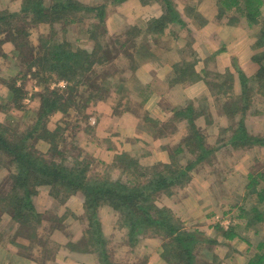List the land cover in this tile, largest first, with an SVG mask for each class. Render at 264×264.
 I'll list each match as a JSON object with an SVG mask.
<instances>
[{
  "label": "rangeland",
  "instance_id": "rangeland-1",
  "mask_svg": "<svg viewBox=\"0 0 264 264\" xmlns=\"http://www.w3.org/2000/svg\"><path fill=\"white\" fill-rule=\"evenodd\" d=\"M24 1L26 2L27 0ZM75 1L78 2L79 8L73 10L74 12L70 11L71 13L64 16V18L58 21H49V18L47 22L32 23V18L20 10L23 0H0V129L3 133L0 132L4 138L17 142L20 137H24L25 134L32 130L40 111L43 107H46L43 105L45 102L55 101L56 99L63 100L64 105L67 107V112L51 113L45 121V128L55 133L54 146L50 144L51 142L47 143V141L38 140V131L32 133L31 137L26 139V145L38 158L62 162L67 168L74 166L73 163L75 161L88 162L89 167L87 172L92 174L91 176H95L96 174L103 178L109 177L113 179L112 165L96 161L92 156L91 144L81 139L85 137L87 140H95L98 136H87L86 133L82 135L78 134L80 126L85 128V113H88L89 108L81 109L79 106L83 105V99L90 93L97 94L98 92V94L104 95V98H106L109 94L117 93V90H122L123 96L120 97L119 94L120 102L123 99L130 101L127 97V90L123 87L128 88L130 86L131 88H137L136 91H138L136 77L131 74V71L142 63L144 59L136 55L137 51L140 53L144 52L142 45L156 47L159 40L153 39L151 43L147 41L152 37L164 36L165 29L166 31L169 30V34L175 35L174 27L169 26L175 22L167 21L166 25L160 28V26L154 27L151 24V20H145L146 22L144 23V19L142 18L141 21L135 24L134 18L137 15L134 10L136 6H133L134 2L132 0L120 2H115V0ZM139 1L137 0V3ZM45 2L48 4L50 0H45ZM172 2L174 3V0ZM245 3V0H238L235 6V8L237 7V14L246 16L247 10L246 8L244 10ZM175 5L177 4L175 3L174 7ZM97 6L103 8V20L101 26L95 29V25H98L100 21V10L94 9ZM222 13L224 12L218 13L219 18L223 17ZM178 15L181 20V15ZM70 18L72 19L71 22L68 21ZM257 18L259 29L257 28L255 31L259 33L263 27V24H260V22H264V15L260 13ZM234 22L237 23L238 19L235 18ZM94 31H97V37L93 36ZM181 35L185 36L188 42L193 39V32L190 29L183 31ZM54 42H65L67 47L81 55L80 59H83L84 56L86 63L90 64L89 69L82 71L80 68H75L74 75L72 74V70L67 72L68 75L54 71L51 68V61L55 60V46H52ZM162 44L165 43L163 42ZM190 45L191 47L193 46L192 43ZM258 47L262 48L264 45ZM85 51L87 54L84 53ZM260 52L261 50L257 52V56L262 57L261 64L264 67V55ZM65 56L62 62L65 60L70 62L71 60L65 59ZM184 56L187 57L188 62L195 59L194 51H192L190 46L185 48ZM254 62L258 64L259 70L260 64L256 60ZM235 66H237L236 62ZM207 74L208 88L212 96L210 102L214 105L213 109L216 113H222L223 110H226V107L222 106L218 101L223 94L227 96L225 103L230 107V113L235 107L241 109L231 113L233 115L232 119L240 115L241 111L245 113L246 108L247 110L250 107L252 108V103H249L252 101L251 98L254 96L255 89L258 86L255 80L252 81L255 75L247 80L244 87L246 89L245 94L235 96L232 91L230 76H228L227 72L218 75L216 72L208 70ZM74 93L76 95H73ZM261 93L264 92L261 90ZM137 100L138 102L134 100V105H139L140 98L137 97ZM201 100L206 99L202 97L199 101ZM254 101L256 102L255 99ZM196 102L198 103V101ZM200 106V111L206 110L205 107ZM231 124L232 121L230 120L229 126ZM232 127H234V123ZM23 140L25 139L20 138V141ZM258 143H251L249 141V144L244 145L251 146ZM259 145L261 144L259 143ZM233 157L231 156L225 160L232 161L234 160ZM190 158L193 159V156H190L189 152L180 154L177 158L180 164L178 167H183ZM240 161L244 168V158L240 159ZM113 165L115 164L113 163ZM138 168L144 172H148L147 168L149 167L140 165ZM156 168L161 169L162 167L157 166ZM263 170L264 168L260 169L258 167L252 173H259ZM16 171V161L13 160L10 154L8 155L0 149V198L5 196L7 190L11 187L9 174L16 173ZM191 172L192 168L187 170L189 179L186 182L183 181L182 184L184 186L190 180ZM142 178L144 179V176ZM179 186L182 185H177L176 187ZM176 189L173 188V191ZM170 194L171 192L168 194L164 191H159L152 195L151 200L157 205L162 196ZM55 195L54 187L51 189L50 186L38 185L36 193L32 196L33 213L29 211L32 214V219L26 224L14 222L10 219L9 213L0 210V248H3V246L13 248L0 251V255L3 252L7 256L5 261L4 259H0V264H63L58 261L63 257L64 250L62 248L65 244L66 235L75 233L77 236H81L89 226L87 224L88 219L84 221L80 220V217L84 219L83 216L77 217L74 221L69 218L70 211L73 209L68 204V200L70 197L74 202L78 198L80 200V196H82L80 191L66 193V195L62 194L59 198L55 197ZM251 198L252 196L243 202L234 198L237 203L233 204L234 202L232 201L233 203H230L225 208L231 216H224L226 218L223 219L224 217L221 216L222 211H219L220 213L215 212L211 217L212 222H206L207 224L205 222L196 223L195 220L181 218L179 213L177 214L170 208L157 206L169 209L173 223L178 221V226L180 225L181 229L190 232L198 231L199 235L203 234L205 236V239L203 238L200 240V243L193 246L194 261L197 264H202V262L216 264L219 257L218 252L221 255L227 252V246L222 245L221 230L215 228V223H226L230 219L231 224H236L234 225V231L239 235V238H234L235 240L230 244L234 245L237 249L241 247L243 250V247H245L244 243H246L245 249L247 251H244L246 252L245 257L247 255L246 260L244 257L240 258V260L241 263L248 264L249 260L257 253L258 244L264 243L263 224H246V215V219L242 216L237 218V215L242 213L241 208H247L252 200H256V195L254 194L253 199ZM76 204L73 207H76ZM257 205L259 208L264 207V201ZM81 212L83 213V208ZM94 217L93 224L97 221L100 225L101 236H99V239H102V243H97V246L92 245V247H89V251L85 253L86 256L90 255L96 259L94 264H144L147 260L146 249H144L145 243L152 246H159L161 244L160 247L163 250V243L169 241V237L162 236V234L164 235V230L156 233L154 227L146 228L144 231L137 230L133 236H129L127 234L128 227L125 225V214L119 209H114L108 203H99ZM82 223L85 226L84 231L82 230V226H80ZM244 224L248 226H246L247 228H250L249 231L247 228H244ZM211 225L214 226L212 231L209 229ZM211 236L220 240V244H217L220 245V248L215 246L217 254L214 252V244L209 242L212 240ZM73 237L74 235H72ZM151 237H157L159 240L154 243L150 239ZM68 241H70L68 246L72 249L73 243L70 238ZM215 241L217 243V240ZM80 242L78 241V244ZM81 255L78 254V258L80 259V263H83ZM215 255H217L216 262L213 259ZM164 256L161 257L165 261H167V258L172 260L171 251H167ZM20 257H24V259ZM230 264L234 263L231 262Z\"/></svg>",
  "mask_w": 264,
  "mask_h": 264
},
{
  "label": "crops",
  "instance_id": "crops-1",
  "mask_svg": "<svg viewBox=\"0 0 264 264\" xmlns=\"http://www.w3.org/2000/svg\"><path fill=\"white\" fill-rule=\"evenodd\" d=\"M132 2H134L133 6H136L135 24L142 18L145 23V20L158 18L164 13L159 1L151 0L147 4L140 3V1L137 3V0H132ZM237 2L238 0H231L229 4H224L222 0H174V4H177L175 5L176 13L181 15V22L174 21L175 23L169 25L174 27L175 35L169 34V30L165 29L164 36L152 37L147 41L151 43L153 39H157L159 43L156 40V47L147 46V50H143L145 52L144 61L138 65L140 67L137 66L131 71V74L136 77L138 91H136L137 88L130 86L123 87L127 90V97L130 101L123 99L120 102V98L114 96L115 99H112L108 95L104 99L94 101L95 103L91 102L85 128L80 126L78 130V134L81 135L86 133L87 136H98L95 140H87L85 137L81 139L91 144L92 156L96 161L112 165L113 179H126L121 169L113 165L116 156L122 153L134 158L138 166L144 167L157 164L172 165L171 156L178 150L181 153L176 155L177 158L180 154L189 152L190 156H193V159L190 158L192 161L199 155L201 159L192 168L187 185L174 186L173 188L177 189L173 191L172 188L171 194L162 196L157 204L179 213L181 218L195 220L196 223L212 222V215L219 211H222L221 216H226L228 211L225 208L230 203H237L234 198L241 202L243 196L245 198L248 174L256 171L258 167L264 168V144L242 146L232 143V133L238 127L239 120H242L249 138H264V94L255 89V94L249 103H252V108L248 110L246 108L245 113L241 111L238 118L232 119L233 115L229 109L223 110L222 113L217 112L218 115L215 116L217 113L210 102L212 96L206 79L208 70L218 75L227 72L230 76V83H232L233 94L239 96L242 90L244 94L246 92L240 80L242 74L249 79L258 70V64L254 62L253 57L263 47L256 46L258 32L255 30L258 28L257 17L260 13L264 15V0L258 1L260 4L256 9L258 13L255 18L249 17L248 14L251 11L248 8L246 16L237 14V7L235 8ZM220 12H224L221 18L218 17ZM235 18L238 19L237 23L234 22ZM263 23L260 22V24ZM189 29L193 32V39L190 42L181 35L183 31ZM163 42L165 44H162ZM187 46L194 51L195 59L192 60L193 65L188 68L190 70L184 74L185 71L182 72L181 67L188 64L187 57L184 56ZM137 97L140 98V103L134 105V100L138 102ZM202 97L206 100L199 101ZM226 97L223 94L218 101L227 108ZM200 105L206 110L200 111ZM185 113L193 115L195 129L203 138L202 148L197 147L191 139L188 123V118L191 117ZM230 120L232 124L234 123V127L232 124L229 126ZM202 151H204L203 154ZM231 156H234V160H225ZM242 158H244V168L240 161ZM80 198L76 202L71 197L68 200V204L73 209L69 214L72 221L82 213L83 196ZM75 204L77 206L73 207ZM80 226L84 231V224ZM207 228L208 226L205 229ZM213 228V225L209 226L211 231ZM244 228H247L245 224ZM247 229L249 231L250 228ZM72 235H74L73 238ZM72 235H66L62 248L63 257L58 262L94 264L96 259L90 255L86 256L85 253H82L83 263H80L78 254L69 248L68 239L70 238L75 244L82 238L83 233L81 236L75 233ZM237 236L235 238L238 239L239 235ZM211 237L214 241L212 243L214 249L215 246L220 248V245H217L220 244V240L213 238L214 236ZM221 237L223 238L222 245L227 246V252L223 255L218 252V258L215 255L218 260L216 264H230L231 262L244 264L241 263L240 258L244 257L246 260L247 255L245 257L246 252H244L247 251L246 243H244L243 250L241 247L237 249L230 244L235 239H226L222 234ZM150 239L154 243L159 240L157 237ZM144 245H146L143 247L147 254L144 264H171L161 257V244L152 246L145 243ZM10 249L13 248L3 246L0 251ZM216 251L215 249L214 252L217 254ZM0 256V259L4 261L7 258L3 252Z\"/></svg>",
  "mask_w": 264,
  "mask_h": 264
},
{
  "label": "trees",
  "instance_id": "trees-1",
  "mask_svg": "<svg viewBox=\"0 0 264 264\" xmlns=\"http://www.w3.org/2000/svg\"><path fill=\"white\" fill-rule=\"evenodd\" d=\"M123 0H115V2H120ZM142 3H147L151 0H140ZM162 4L164 13L158 17L151 19V24L156 27H164L167 21L181 22L179 15L176 13L174 3L172 0H156ZM224 4H229L231 0H222ZM237 1V0H236ZM245 8L249 9L250 18H255L256 9L259 7V0H245ZM247 5V6H246ZM78 2L75 0H50V3H46L45 0H23L21 5V12L32 18V23L38 22H47L53 20H60L64 16L68 15L73 10L78 9ZM88 8V7H87ZM95 10L99 11L100 21L98 25H95V29H98L102 23V10L101 6L94 7ZM89 10V8H88ZM71 11V12H70ZM256 12L255 14H253ZM18 14V12H17ZM69 22L72 19H68ZM103 32V31H101ZM97 31L93 32V36L97 37ZM264 45V23L260 32L258 33L256 46ZM52 46H55L54 56L55 60L51 61V68L54 71L68 75V71L72 70V74H75L74 69H79L82 71H87L89 65L86 63V59L83 56V59H80L79 55L73 49L67 47L65 42H54ZM142 48L147 50V45H142ZM84 50V49H83ZM136 55L141 56L143 59L145 57V52H139ZM85 54L86 51L84 52ZM264 55V47L260 52ZM67 54V55H66ZM66 55V56H65ZM62 56V59H61ZM65 59H70V62L66 60L62 62L63 57ZM256 62L260 64L259 70L256 72L255 77L252 78V81H256L257 89L264 92V67L261 64L262 57L257 56V53L253 57ZM188 64L182 65L181 71L187 73L193 65V62H187ZM242 88L245 87L247 78L242 76L240 77ZM244 85V86H243ZM96 87V85H94ZM97 88V87H96ZM98 89V88H97ZM115 93V92H114ZM109 94V97L112 99L119 98L123 96L122 90H119L116 94ZM80 95V93H78ZM244 94L242 90L241 95ZM264 94V93H263ZM73 95H76L74 93ZM108 96V95H107ZM79 97V96H78ZM80 98V97H79ZM104 99V95L90 93L88 96H85L83 99V105L79 106L81 109H86L89 107L91 102L94 100ZM46 107L40 111V114L37 116L35 125L32 130L25 134L23 138L25 140L20 141V138L17 142L10 141L2 135L0 129V149L4 153L10 154L14 161L17 164L16 173L9 174L11 178V187L7 190L5 196L0 198V210H4L10 215V219L14 222L20 224H26L31 221L32 214L29 212L32 211V196L36 193V187L38 185L50 186L51 189H55V197H58L66 193H74L80 191L83 196V213L80 216L81 221L87 220L89 228H86V232H83V236L79 239L80 244L73 243L72 250L78 254L86 253L89 251V247L97 246L101 244L102 239H99L100 235V225L94 223L95 217L94 213L99 205V203H108L112 205L115 209H119L122 213L125 214L126 222L125 225L128 227L127 234L133 236L137 230L144 231L146 228L154 227L156 233H160L164 230L163 237H169L168 242L163 243V250L161 256L166 255L167 251H171L172 260L167 258V261L171 264H197L193 254L194 244L200 243L205 236L198 233V231H188L181 229L180 225L178 226V221L173 223L171 212L167 208L158 207L152 200L151 197L153 194L164 191L170 193V189L175 185H183V181H187L189 176L187 170L194 167V165L201 159L199 155L195 157L194 160H187L188 162L183 165V167H178L180 164L177 160L176 155L181 153L180 150L176 154L171 156V164H157L152 167L147 168L148 172H144L138 168V162L130 157L129 155L122 153L116 156V161L114 162L117 165L123 174L126 175V179L122 180L121 178L111 179L109 177H101L99 175L91 176L89 174L88 167L89 164L83 163L81 161H75L74 166L67 168L62 164V162H57L55 160L48 161L47 159H41L36 156L33 151L26 145V139L31 137L32 133L38 131V140L47 141L52 146H54L55 133L45 128V121L51 113L54 112H67V107L64 105L63 100L56 99L55 101L45 102L43 104ZM226 109H230L227 107ZM241 110L238 107H235L232 112H237ZM191 111V109H189ZM69 112V110H68ZM234 114V113H233ZM191 117L188 118L190 136L193 143L202 148L203 138L199 132L195 129L193 122L192 113H188ZM88 113H85V119L88 121ZM42 117V118H41ZM238 127L232 133V143L244 146L245 144L259 142L264 144V138H249L248 134L245 132V128L242 120H239ZM41 130V133H40ZM49 144V145H50ZM192 151V150H190ZM204 151H202V154ZM206 153V152H205ZM174 161V162H173ZM61 163V164H60ZM157 166H161V169H157ZM146 169V170H147ZM144 176V179L142 178ZM263 182V183H262ZM141 184V185H140ZM256 195V200H252L250 205L247 208H241L242 213L237 215V218L240 216L245 218L247 216V223L249 225H257L259 223L264 225V207L259 208L258 203L264 201V170L259 173L248 174V181L246 184V196L242 198L248 199L253 195ZM255 198V196H254ZM64 199V198H63ZM62 199V200H63ZM167 212V214H166ZM170 213V216H169ZM226 213V212H225ZM224 213V214H225ZM226 216H231L229 213ZM169 217V218H168ZM223 217V216H222ZM246 219V218H245ZM170 220V222H169ZM13 223V222H12ZM234 225L229 224V226L223 227L219 222L215 223V228L221 230V234L226 239H234L238 237L234 231ZM94 226V227H93ZM247 226V225H245ZM161 227V228H160ZM248 227V226H247ZM99 230V232H97ZM96 238V239H94ZM209 242L213 243V240ZM264 243L261 242L258 244L257 253L254 257L249 260L248 264H264ZM99 249V246H98ZM165 257V256H164ZM214 261L216 262V257L214 256ZM199 264V263H198ZM202 264H208L202 262Z\"/></svg>",
  "mask_w": 264,
  "mask_h": 264
},
{
  "label": "built area",
  "instance_id": "built-area-1",
  "mask_svg": "<svg viewBox=\"0 0 264 264\" xmlns=\"http://www.w3.org/2000/svg\"><path fill=\"white\" fill-rule=\"evenodd\" d=\"M226 217H224L223 219H225ZM229 219V218H228ZM231 223V221H230V219H229V221H227L226 223H220L223 227H228L229 226V224Z\"/></svg>",
  "mask_w": 264,
  "mask_h": 264
}]
</instances>
